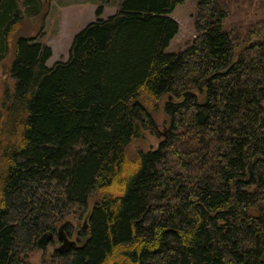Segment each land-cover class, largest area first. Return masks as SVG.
I'll return each instance as SVG.
<instances>
[{"label": "trees", "instance_id": "obj_1", "mask_svg": "<svg viewBox=\"0 0 264 264\" xmlns=\"http://www.w3.org/2000/svg\"><path fill=\"white\" fill-rule=\"evenodd\" d=\"M43 1L0 0V264L70 215L86 226L40 264H264V0H195L172 52L182 0H120L49 66L24 21ZM230 3L261 15L233 24ZM158 105L165 137L130 153Z\"/></svg>", "mask_w": 264, "mask_h": 264}, {"label": "rangeland", "instance_id": "obj_2", "mask_svg": "<svg viewBox=\"0 0 264 264\" xmlns=\"http://www.w3.org/2000/svg\"><path fill=\"white\" fill-rule=\"evenodd\" d=\"M232 2V1H231ZM233 3V2H232ZM231 4L229 11L231 12V23L240 24L244 27L247 22L256 19L261 14L254 15V10L244 3V8L235 9V5ZM120 0H44L41 13L34 16L24 18L29 27L28 33L36 37V40L47 44L50 47L51 54L46 60V65H51L57 60H66L73 35L82 29L88 22L96 18L95 10L101 7L100 17L105 18L113 14L119 8ZM196 12L195 0H182L176 3L169 15L174 18L178 24L176 33L170 39L165 50L167 52L184 49L190 44L194 36L193 21ZM264 34V33H263ZM3 64V65H2ZM14 79L9 73L8 62L0 64V98L5 90L11 91ZM152 115L156 122L157 132L147 130L144 135L132 144L130 153L143 149L146 146L154 148L158 142L165 137L167 128V117L161 110V105L157 109L152 110ZM69 217V223H72L73 230L66 233L63 225V231L66 236L74 239L76 242V233L81 229L84 216L76 220ZM61 243L57 234H53L52 239L47 241L44 247H36L28 254L31 264H40L42 256L47 255L51 250Z\"/></svg>", "mask_w": 264, "mask_h": 264}, {"label": "water", "instance_id": "obj_3", "mask_svg": "<svg viewBox=\"0 0 264 264\" xmlns=\"http://www.w3.org/2000/svg\"><path fill=\"white\" fill-rule=\"evenodd\" d=\"M262 37L264 38V34L262 35ZM200 84H203V81L200 82ZM187 92H184V95L186 94ZM63 223L58 227L57 229V234L58 236L60 237L61 239V243L57 246V248L61 249V248H64L65 246H67L68 244L70 243H74V239L72 238H69L68 236L65 235L64 231H63ZM86 226V215L84 216V219H83V223H82V227H85ZM52 233L51 232H48V231H44L42 232L37 240H36V245L38 247H44L46 241L48 240L49 236L51 235Z\"/></svg>", "mask_w": 264, "mask_h": 264}, {"label": "flooded vegetation", "instance_id": "obj_4", "mask_svg": "<svg viewBox=\"0 0 264 264\" xmlns=\"http://www.w3.org/2000/svg\"><path fill=\"white\" fill-rule=\"evenodd\" d=\"M52 236H53V234H51L50 236H49V238H48V240L47 241H49L50 240V238H52ZM57 237H58V239H60V237L58 236V234H57ZM47 241H46V243H47ZM45 243V244H46ZM57 247V246H56Z\"/></svg>", "mask_w": 264, "mask_h": 264}]
</instances>
